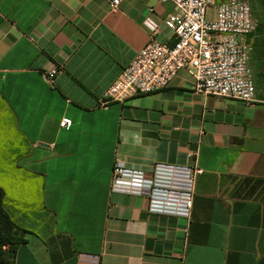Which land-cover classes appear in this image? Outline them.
Instances as JSON below:
<instances>
[{"label": "crops", "instance_id": "1", "mask_svg": "<svg viewBox=\"0 0 264 264\" xmlns=\"http://www.w3.org/2000/svg\"><path fill=\"white\" fill-rule=\"evenodd\" d=\"M171 10L160 0L119 10L110 0H0V186L27 240L14 264H264V19L253 12L244 39L252 102L196 93L182 69L162 90L99 104L148 42L147 18L158 39L176 42L163 24ZM116 160H195L190 216L112 191Z\"/></svg>", "mask_w": 264, "mask_h": 264}, {"label": "built area", "instance_id": "2", "mask_svg": "<svg viewBox=\"0 0 264 264\" xmlns=\"http://www.w3.org/2000/svg\"><path fill=\"white\" fill-rule=\"evenodd\" d=\"M123 1L110 0L111 9L119 10ZM160 1L172 7L163 24L176 35V42L170 46L158 39L159 24L147 18L148 42L104 91L99 104L162 90L182 69L193 76L196 93L252 102L256 95L249 64L253 46L244 41L257 27L251 0H223L211 19L206 14L213 0ZM57 72L50 70L46 79L52 80ZM72 123L70 117H63L60 126L68 129ZM185 152L191 158L198 154L189 148ZM202 173L195 160L157 162L148 169L130 168L116 160L111 190L145 197L149 212L188 218Z\"/></svg>", "mask_w": 264, "mask_h": 264}, {"label": "trees", "instance_id": "3", "mask_svg": "<svg viewBox=\"0 0 264 264\" xmlns=\"http://www.w3.org/2000/svg\"><path fill=\"white\" fill-rule=\"evenodd\" d=\"M6 192L0 186V264H14L21 244L26 243V230L19 227L5 208Z\"/></svg>", "mask_w": 264, "mask_h": 264}, {"label": "rangeland", "instance_id": "4", "mask_svg": "<svg viewBox=\"0 0 264 264\" xmlns=\"http://www.w3.org/2000/svg\"><path fill=\"white\" fill-rule=\"evenodd\" d=\"M221 1L223 0H213L212 4H210L209 8L207 9V18H214L216 5ZM251 4L253 6V12L255 16L264 19V0H251Z\"/></svg>", "mask_w": 264, "mask_h": 264}]
</instances>
